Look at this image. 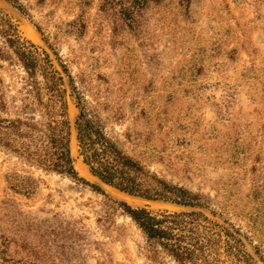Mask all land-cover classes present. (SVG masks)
<instances>
[{
  "label": "rangeland",
  "instance_id": "rangeland-1",
  "mask_svg": "<svg viewBox=\"0 0 264 264\" xmlns=\"http://www.w3.org/2000/svg\"><path fill=\"white\" fill-rule=\"evenodd\" d=\"M18 1L28 16L5 0L0 12L67 67L108 135L169 183L211 197L218 217L202 211L240 228L264 264V0ZM24 74L15 59L0 61L8 95L21 96ZM78 114L69 96L71 142ZM77 148V171L102 192L0 146V264H176L118 203L192 209L102 184ZM13 173L39 179L32 197L10 188Z\"/></svg>",
  "mask_w": 264,
  "mask_h": 264
},
{
  "label": "trees",
  "instance_id": "trees-1",
  "mask_svg": "<svg viewBox=\"0 0 264 264\" xmlns=\"http://www.w3.org/2000/svg\"><path fill=\"white\" fill-rule=\"evenodd\" d=\"M5 1L28 16L18 0ZM130 1L132 8H144L148 3L147 0ZM44 42L52 49L47 40ZM13 59L25 73L24 85L19 91L20 97L8 95L9 89L0 76L2 148L29 167L68 176L102 192L101 186L81 177L75 167L68 118L70 96L79 111L75 120L79 155L94 178L129 196L192 209L190 212H153L119 202L149 246L160 248L176 264H256L246 246L248 236L228 219H223V223L213 219L218 213L212 209L211 197L169 183L128 154L108 135L98 110L78 90L67 67L58 62L59 70L47 50L23 38L0 12V61ZM17 101L20 106L16 105ZM7 181L14 192L27 197H32L39 187V179L33 175L13 173L7 176ZM202 210H209L213 218Z\"/></svg>",
  "mask_w": 264,
  "mask_h": 264
},
{
  "label": "bare ground",
  "instance_id": "bare-ground-1",
  "mask_svg": "<svg viewBox=\"0 0 264 264\" xmlns=\"http://www.w3.org/2000/svg\"><path fill=\"white\" fill-rule=\"evenodd\" d=\"M26 33L32 38V39H35L36 38V33H34L33 31H26ZM77 139L74 137V135L72 136V142H71V146H72V148H73V150H74V148L77 146ZM78 149V148H77ZM120 194V193H119ZM123 194H125V193H123ZM118 195V194H117ZM116 195V196H117ZM122 196H124V198H125V195H122ZM128 199H129V201L132 203V205H140L139 204V202H138V200L137 199H134V198H132V197H129V196H126ZM122 198V197H121ZM120 198V199H121ZM123 198V199H124ZM143 203V202H142ZM131 205V204H130ZM158 206V205H157ZM156 206V207H157ZM142 207V206H141Z\"/></svg>",
  "mask_w": 264,
  "mask_h": 264
}]
</instances>
